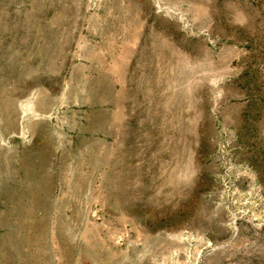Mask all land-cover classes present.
<instances>
[{"label":"rangeland","instance_id":"obj_1","mask_svg":"<svg viewBox=\"0 0 264 264\" xmlns=\"http://www.w3.org/2000/svg\"><path fill=\"white\" fill-rule=\"evenodd\" d=\"M0 111V264H264V0H0Z\"/></svg>","mask_w":264,"mask_h":264},{"label":"bare ground","instance_id":"obj_2","mask_svg":"<svg viewBox=\"0 0 264 264\" xmlns=\"http://www.w3.org/2000/svg\"><path fill=\"white\" fill-rule=\"evenodd\" d=\"M26 106H27V105H26ZM26 106H25V107H26ZM29 106H30V105H29ZM23 110H24V109H23ZM0 112H1V111H0ZM9 113H10V112H9ZM12 116H13V115H12Z\"/></svg>","mask_w":264,"mask_h":264}]
</instances>
